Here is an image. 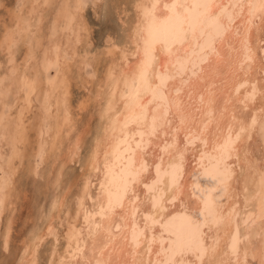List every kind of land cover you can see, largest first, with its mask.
Wrapping results in <instances>:
<instances>
[{
	"label": "bare ground",
	"instance_id": "bare-ground-1",
	"mask_svg": "<svg viewBox=\"0 0 264 264\" xmlns=\"http://www.w3.org/2000/svg\"><path fill=\"white\" fill-rule=\"evenodd\" d=\"M60 1L51 23L65 32L51 42L60 53L50 47L39 62L57 57L60 69L42 97L43 78L36 84L30 102L39 113L27 117L33 106L23 94L15 113L0 108V141L10 147L0 169L9 172L30 146L29 129L30 149L43 156L71 121L72 64L62 52L80 55L77 41L90 31L79 0ZM134 1L130 44L107 51L100 130L79 204L66 208V196H56L19 264H41L50 236L65 242L52 248L51 264H264V0ZM15 32L3 36L7 47L18 42ZM82 56L81 65L92 62ZM22 73L13 63L2 76L1 101L21 88ZM8 185L0 178V214Z\"/></svg>",
	"mask_w": 264,
	"mask_h": 264
},
{
	"label": "rangeland",
	"instance_id": "rangeland-1",
	"mask_svg": "<svg viewBox=\"0 0 264 264\" xmlns=\"http://www.w3.org/2000/svg\"><path fill=\"white\" fill-rule=\"evenodd\" d=\"M33 1H35L33 2L34 5L39 6V8L37 7L39 14L36 11H33V14L30 13L28 8H31V0H0V79L4 74L10 72L13 63L18 66L19 71L23 70L26 73H22L21 77V80L25 81L18 82L21 90L16 85L11 86V91L8 90L6 93V98H3V101L0 100V108L5 102V114L9 115V112L12 111L15 113L18 106L15 103L16 96L23 94L26 96L27 103L33 106L32 111L27 114L28 118H33L38 112L39 102L35 101V104L30 102L35 93L37 94V82H41L43 78L38 87V89H42L39 92V96L42 97L44 88L50 85V81L59 74L60 60L57 57L61 48L58 45L52 47L51 42L58 40L55 39L58 38V33H65L61 29L60 32L54 31V24H51L61 6V1L54 0L58 1L57 3L53 0L51 2H49L50 0ZM79 2L82 5L83 17L90 32L84 34V36L87 34L88 37H84L82 41H77L76 49L78 48L77 53L80 55L70 54L67 50L62 52L72 64V82L69 92L70 125L68 123V127L64 128L60 143L54 148L49 146V150L43 156L35 149H30L35 144L36 135L35 131L29 129L31 143L25 156L22 157L23 159H18L16 170L9 172L3 166L0 169V178L9 183V190L6 194L10 191L8 194L10 197L8 195L5 197L4 202L6 204L4 203L5 206L2 205L3 209L0 214V264H19L24 260L29 252V244H34V234L37 229L39 226H44L45 222L48 221L56 196L61 198L66 196V208L69 205L72 210H75L79 204V198L76 196L82 186L91 149L100 130V111L102 110V97L105 92L103 82H105L107 64L111 59L107 51L111 45L116 44L117 52H122L125 49V44H130V30L136 16L134 0H79ZM29 18L31 19L28 20ZM18 20H21V23ZM38 21L41 22L39 24L43 39L37 45L34 38L38 34L36 31H39V28H34V25ZM64 21V18H61L62 26ZM18 22L20 28L16 25ZM9 30L16 31L15 34L17 33L16 36L19 38L18 42L12 44L11 47H7L3 41V38L10 32ZM30 37L32 38L30 39ZM85 43L87 44L85 45ZM43 47H46L45 50ZM50 47V52L57 57L41 68L39 65L40 58L42 56L47 57L46 50ZM87 53L88 58L92 57V62L81 65L79 60L84 57L82 55ZM10 58L14 59V62H11ZM13 73L19 75V72L16 71ZM14 75L13 82L16 78ZM8 82L6 80L4 83ZM51 130L53 131V129ZM3 138L5 139V137ZM4 139L0 141L2 154H6L10 150ZM63 215L65 216V214ZM59 227L58 230L64 228V226ZM61 230L59 231L62 232ZM33 239L34 241H32ZM64 244L62 237L56 240V237L50 236L43 240L38 250L41 264H51L52 248L54 246L62 248Z\"/></svg>",
	"mask_w": 264,
	"mask_h": 264
}]
</instances>
